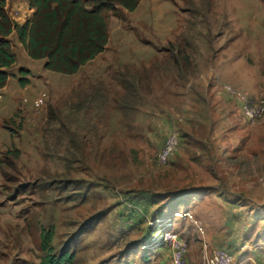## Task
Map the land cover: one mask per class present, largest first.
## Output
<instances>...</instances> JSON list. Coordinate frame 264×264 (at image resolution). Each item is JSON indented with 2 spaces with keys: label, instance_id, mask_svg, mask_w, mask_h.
<instances>
[{
  "label": "rangeland",
  "instance_id": "374dc122",
  "mask_svg": "<svg viewBox=\"0 0 264 264\" xmlns=\"http://www.w3.org/2000/svg\"><path fill=\"white\" fill-rule=\"evenodd\" d=\"M5 9L19 25L35 13L29 0ZM106 19L105 53L74 76L7 39L16 63L0 91V264H41L51 229L75 264H172L156 240L165 228L188 244L189 264L217 249L264 264V122L248 124L222 89L264 102V0H142ZM195 125L213 132L203 161L181 145L159 171L167 135ZM144 186L196 192L164 210L173 197L137 206L122 193ZM184 212L192 219L175 216Z\"/></svg>",
  "mask_w": 264,
  "mask_h": 264
},
{
  "label": "trees",
  "instance_id": "16d2710c",
  "mask_svg": "<svg viewBox=\"0 0 264 264\" xmlns=\"http://www.w3.org/2000/svg\"><path fill=\"white\" fill-rule=\"evenodd\" d=\"M141 1L142 0H29L30 8L33 9L35 13L25 24L19 25L9 18L5 9L6 0H0V91H2L8 83L9 76L6 71L16 63V57L13 53L12 46L10 42L7 41L11 35L17 37L31 59L46 61V69L48 71L66 76H74L77 75L81 69L104 54L107 49L109 35L106 11H115L119 8L134 12ZM179 58L181 60V68L185 73L190 68L188 67L189 60L187 58ZM28 84V80L20 79L22 88H25ZM201 102L209 106L206 100L201 99ZM236 105L238 106L237 103ZM179 137L180 147L181 145L185 147L186 154L199 155L201 153L202 156H198L196 160L203 161V155L205 157L206 153L210 151L211 146L209 145L207 147V145L213 139V132H210L207 126L199 127L195 125L191 132H184L183 135L179 134ZM231 146L232 144L229 143V147ZM221 152V149H219L217 158H220ZM258 153L264 155V147H262ZM180 169L185 172V169L181 167ZM144 187L145 188L138 189L137 192L123 191L122 193L126 199H132V202L137 206H142V201L147 199H151L153 202H163L165 198L173 197L174 200L168 202V204L164 206V210L172 207L174 203L186 204V200L192 193L196 192L184 190L183 188L177 189L176 192L172 189H168L162 196L152 192L150 186ZM188 187L191 188V185ZM143 217L144 214L142 212V214L133 216V220L138 219L139 222ZM40 237L43 251L41 264L76 263L75 255L68 251L57 252L54 248L53 243L56 237L54 229L48 231L43 230ZM127 254H129V256L138 255L130 249L127 251Z\"/></svg>",
  "mask_w": 264,
  "mask_h": 264
},
{
  "label": "built area",
  "instance_id": "2783aa9c",
  "mask_svg": "<svg viewBox=\"0 0 264 264\" xmlns=\"http://www.w3.org/2000/svg\"><path fill=\"white\" fill-rule=\"evenodd\" d=\"M222 89L223 93L226 94L230 100H233L238 104L239 110L248 124L260 125L264 122V102H254L244 92L228 84H224ZM179 148V133L176 130H173L167 135L162 148L157 155V169L164 170L168 168ZM175 216L181 219H192L191 214L187 212L176 213ZM169 222V226L171 227L172 222ZM156 237H159V239L156 238V240L161 242V244H165L170 248L172 264H189V246L177 233L168 231L167 228H165L162 234L157 232ZM207 264H236V262L228 251L217 249L214 251L211 258L208 259Z\"/></svg>",
  "mask_w": 264,
  "mask_h": 264
},
{
  "label": "crops",
  "instance_id": "0c3cea01",
  "mask_svg": "<svg viewBox=\"0 0 264 264\" xmlns=\"http://www.w3.org/2000/svg\"><path fill=\"white\" fill-rule=\"evenodd\" d=\"M180 209V208H179ZM178 210V209H177Z\"/></svg>",
  "mask_w": 264,
  "mask_h": 264
},
{
  "label": "clouds",
  "instance_id": "9594fccd",
  "mask_svg": "<svg viewBox=\"0 0 264 264\" xmlns=\"http://www.w3.org/2000/svg\"><path fill=\"white\" fill-rule=\"evenodd\" d=\"M241 113V112H240Z\"/></svg>",
  "mask_w": 264,
  "mask_h": 264
}]
</instances>
